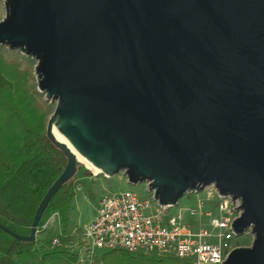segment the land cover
I'll use <instances>...</instances> for the list:
<instances>
[{
    "label": "water",
    "instance_id": "obj_1",
    "mask_svg": "<svg viewBox=\"0 0 264 264\" xmlns=\"http://www.w3.org/2000/svg\"><path fill=\"white\" fill-rule=\"evenodd\" d=\"M0 45L36 60L55 107L47 138L66 164L40 201L77 171L69 145L108 177L147 183L161 205L213 184L239 198L221 264H264V0H4ZM236 209V208H235Z\"/></svg>",
    "mask_w": 264,
    "mask_h": 264
},
{
    "label": "trees",
    "instance_id": "obj_2",
    "mask_svg": "<svg viewBox=\"0 0 264 264\" xmlns=\"http://www.w3.org/2000/svg\"><path fill=\"white\" fill-rule=\"evenodd\" d=\"M0 46V223L27 236L34 213L66 164V157L46 136L50 108L31 84V70L17 58H7ZM83 167L77 163V171ZM76 171V173H77ZM75 173V174H76ZM76 195L70 179L51 197L38 223L40 229L57 212L56 228L40 230L33 242L12 238L0 229V264H74L82 245V228L69 217ZM8 235L9 238H5ZM58 237L59 244L51 246ZM103 264H193L189 258L173 255H144L120 249L93 256Z\"/></svg>",
    "mask_w": 264,
    "mask_h": 264
},
{
    "label": "built area",
    "instance_id": "obj_3",
    "mask_svg": "<svg viewBox=\"0 0 264 264\" xmlns=\"http://www.w3.org/2000/svg\"><path fill=\"white\" fill-rule=\"evenodd\" d=\"M145 184L148 190V184ZM204 190L208 197L216 198L213 208L203 211L201 203L199 208H191L189 213L207 218L213 230L202 224L196 227L190 223L183 224L170 216L168 211L172 205L159 204L153 191L148 190V199L140 198L132 191L102 197L93 218L82 227L83 244L72 246L79 253L77 264H93V249L173 255L189 258L193 264H221L233 248L239 247L234 241L236 235L231 223L241 213L237 208L241 201L239 198L231 200L229 194H220L213 184ZM214 211L216 215H213ZM56 222L57 212H54L40 229L37 228L36 237L40 230L56 228ZM58 244V237H53L51 246ZM82 252L86 255L85 260L80 258Z\"/></svg>",
    "mask_w": 264,
    "mask_h": 264
},
{
    "label": "rangeland",
    "instance_id": "obj_4",
    "mask_svg": "<svg viewBox=\"0 0 264 264\" xmlns=\"http://www.w3.org/2000/svg\"><path fill=\"white\" fill-rule=\"evenodd\" d=\"M5 17V8L4 0H0V21ZM1 46V45H0ZM3 53L7 58H17L23 62V66L30 68L33 79L31 84L34 86L35 90L38 92L41 100L48 106L51 112L47 115V120L52 114L55 101H46L44 95L41 94L37 89V75L35 74V65L36 60L30 56H26L19 50H9L7 47H2ZM46 120V123H47ZM83 167H81L77 173L72 177V182L76 186V195L72 203V209L69 211V217L71 221L78 227H83L84 224L88 223L95 214L98 201L107 195L113 193H120L124 191H132L138 195V197L143 199H148L150 192L147 190L145 183H137L135 185L129 184L127 182V177L123 171L112 175L110 177L102 174L95 173L91 168L87 166L84 161H80ZM207 190V189H206ZM206 190H201L197 193H188L182 196L176 205L172 206L168 214L170 216L176 217L183 224H191L193 227H196L199 224L204 225L210 230H213V227L210 226L209 221L205 217L200 216H191L189 211L191 208H199L202 203V210L207 211L211 210L216 203V198L208 197ZM154 206V203H152ZM217 212L214 211L213 215H216ZM247 233H242L234 237V241L239 244L241 247L249 246L253 240V234L250 230L246 231ZM5 238H9L8 235H5ZM6 243L3 239H0V247H5ZM2 251L0 250V255ZM102 253L99 249H93L92 254L100 256ZM83 260L86 259L85 253H81ZM79 261V259H78ZM14 264H18L15 259ZM77 264V263H74ZM93 264H103L95 262L93 258Z\"/></svg>",
    "mask_w": 264,
    "mask_h": 264
},
{
    "label": "bare ground",
    "instance_id": "obj_5",
    "mask_svg": "<svg viewBox=\"0 0 264 264\" xmlns=\"http://www.w3.org/2000/svg\"><path fill=\"white\" fill-rule=\"evenodd\" d=\"M52 132H53V134H54V136H55V138H57L59 141H62V142H64V143H66L67 144V146L71 149V151L72 152H74L75 153V155L77 156V159L79 160V161H84L86 164H87V166L89 167V168H91L93 171H95V173H97V172H99V170L97 169V168H95L94 166H92L87 160H85L84 158H82L70 145H69V143L61 136V134L57 131V129L55 128V126L53 125V127H52Z\"/></svg>",
    "mask_w": 264,
    "mask_h": 264
},
{
    "label": "crops",
    "instance_id": "obj_6",
    "mask_svg": "<svg viewBox=\"0 0 264 264\" xmlns=\"http://www.w3.org/2000/svg\"><path fill=\"white\" fill-rule=\"evenodd\" d=\"M92 218H93V217H92ZM92 218H91V219H92Z\"/></svg>",
    "mask_w": 264,
    "mask_h": 264
}]
</instances>
